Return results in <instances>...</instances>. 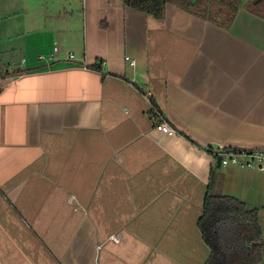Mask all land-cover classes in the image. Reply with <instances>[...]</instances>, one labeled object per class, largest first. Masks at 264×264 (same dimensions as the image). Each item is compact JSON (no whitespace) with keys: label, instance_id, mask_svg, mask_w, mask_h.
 <instances>
[{"label":"crops","instance_id":"obj_1","mask_svg":"<svg viewBox=\"0 0 264 264\" xmlns=\"http://www.w3.org/2000/svg\"><path fill=\"white\" fill-rule=\"evenodd\" d=\"M247 1L225 27L175 0L161 19L0 0V264L206 263L207 195L254 203L264 175L212 159L264 149V5Z\"/></svg>","mask_w":264,"mask_h":264},{"label":"trees","instance_id":"obj_2","mask_svg":"<svg viewBox=\"0 0 264 264\" xmlns=\"http://www.w3.org/2000/svg\"><path fill=\"white\" fill-rule=\"evenodd\" d=\"M169 0H124L125 5L157 19L165 14ZM189 10L218 20L225 27L232 23L242 0H175ZM262 1V0H260ZM260 1L256 3L259 5ZM256 0H253V3ZM203 239L211 254L205 264H260L264 250L259 209H250L240 199L210 193L199 220Z\"/></svg>","mask_w":264,"mask_h":264},{"label":"built area","instance_id":"obj_3","mask_svg":"<svg viewBox=\"0 0 264 264\" xmlns=\"http://www.w3.org/2000/svg\"><path fill=\"white\" fill-rule=\"evenodd\" d=\"M58 52L59 47L55 45L52 54L49 56H39V59L48 62L55 61ZM68 59L74 60V54L69 53ZM23 62H25V59H23ZM155 128L162 131L164 134L171 136L177 135V132L164 121L157 124ZM218 157H222V167L236 166L250 170H259L264 173V149L223 148L218 152L212 153L213 164L216 165Z\"/></svg>","mask_w":264,"mask_h":264},{"label":"rangeland","instance_id":"obj_4","mask_svg":"<svg viewBox=\"0 0 264 264\" xmlns=\"http://www.w3.org/2000/svg\"><path fill=\"white\" fill-rule=\"evenodd\" d=\"M259 1L260 0H256V2H254L256 7L264 5V0L260 1L259 5H256V3H258ZM3 2L9 4V0H2V4H3ZM247 2L249 4H252L253 0H248ZM259 10L264 13V10H262V9H259ZM18 58L20 59V56H18ZM17 61L18 60H16L15 62H17ZM0 66L3 68V64H1ZM218 169L223 171L225 169V167H221ZM257 171H259V170H257ZM258 187L260 188L261 191L258 192L257 200L254 203H246V204H248L247 206L249 208L251 206H253V207H251L252 209H254V208L259 209L260 224H261V228H262V244H263V250H264V175L260 176ZM211 193H213V192H211ZM260 264H264V255H263V260Z\"/></svg>","mask_w":264,"mask_h":264},{"label":"water","instance_id":"obj_5","mask_svg":"<svg viewBox=\"0 0 264 264\" xmlns=\"http://www.w3.org/2000/svg\"><path fill=\"white\" fill-rule=\"evenodd\" d=\"M221 161H222V157H218L217 163H216L217 168H221Z\"/></svg>","mask_w":264,"mask_h":264}]
</instances>
